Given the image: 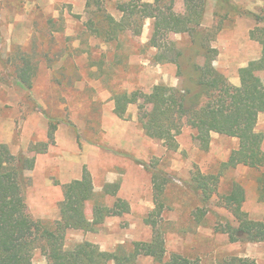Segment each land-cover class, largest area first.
Here are the masks:
<instances>
[{
  "label": "rangeland",
  "instance_id": "1",
  "mask_svg": "<svg viewBox=\"0 0 264 264\" xmlns=\"http://www.w3.org/2000/svg\"><path fill=\"white\" fill-rule=\"evenodd\" d=\"M127 1L0 0V143L16 156L35 157L33 169L20 174L28 212L35 219L58 220L64 181L82 175L86 168L102 203L111 206L121 198L130 211L107 217L95 232L67 230L65 248L90 241L102 250L126 253L133 241L151 239L153 228L146 223L151 220L164 234V259L178 253L199 264H220L224 256L232 255L264 264V242L231 243L215 229L236 225L222 199L235 184L244 190L242 210L250 219H264L261 171L222 165L238 140L212 133L209 147L202 149L194 131L184 126L177 136L178 148L168 149L143 133L136 121L137 105H130L120 117L113 112L112 100L115 92L149 91L156 84L192 87L194 64L203 63L200 43L208 41L217 50L214 67L239 85V68L260 56L261 47L249 32L264 26L252 15L264 0H206L201 26L194 34L168 36L174 50L182 53L179 67L154 61L156 49L147 44L150 19L136 22L138 34L126 30L109 39L95 33L96 28L109 29L106 15L119 20ZM183 1L174 0L175 12H183ZM22 58L32 67L30 91L16 79ZM263 76L259 73L258 80ZM44 142L46 151L35 153L36 144ZM194 168L218 176L216 193L207 205L191 184ZM154 178L163 184L159 212ZM115 183L119 185L115 195L103 194L105 185ZM91 207L89 202V218ZM198 209L204 211L201 222L194 218ZM34 260L46 263L40 248L34 251ZM133 264L161 263L139 256Z\"/></svg>",
  "mask_w": 264,
  "mask_h": 264
},
{
  "label": "trees",
  "instance_id": "2",
  "mask_svg": "<svg viewBox=\"0 0 264 264\" xmlns=\"http://www.w3.org/2000/svg\"><path fill=\"white\" fill-rule=\"evenodd\" d=\"M205 5L206 0H184L183 12L177 13L174 10V0H128L119 20L106 15L109 29L103 32L96 28L94 31L100 35H108L109 39L126 30L138 34L140 27L137 24L150 19L151 34L147 44L156 49L154 61L159 64L171 62L179 67L182 53L174 50L173 42L168 36L170 33L194 34L201 26ZM252 15L258 24L264 23V5L258 13ZM249 35L259 43L261 51L255 62L239 68V85L232 84L214 67L217 50L208 41L200 43L203 63L194 64L192 87L156 84L149 91L136 89L131 92H115L112 96L113 112L122 117L130 105H137L136 121L143 133L162 141L168 149L178 148L177 136L184 126L194 131V138L202 149L209 147L212 133L236 138L237 148L222 165L235 167L241 164L260 170L259 197L264 201V133L255 129L258 115L264 113V76L261 80L257 77L264 72V26H256L250 30ZM22 61L23 65L18 69L16 79L30 91L32 67L28 59L22 58ZM68 124L74 126L71 122ZM47 147L46 142L38 143L35 153L45 152ZM34 162V156L21 158L12 154L6 144L0 143V264H38L34 260L37 248L41 249L45 264H109L111 261L114 264H133L139 256L151 257L161 264H199L198 261L178 253H172L168 259H164V234L151 220H146L153 228L151 239L133 241L131 249L126 253L102 250L90 241H83L70 249L65 248L67 230L95 232L107 217L128 213L130 205L121 198H116L111 206L102 203L96 196L90 172L83 168L79 179L63 185L59 219L53 222L35 219L28 212L20 184L21 171L33 169ZM156 179L154 178V188L157 203L163 184ZM191 184L200 194L202 203L207 205L216 193L218 176L204 174L194 168L191 172ZM118 188L116 183L107 184L102 192L115 195ZM222 199L232 211L236 225L226 223L215 228L216 231L225 233L231 243L264 242V219H250L241 208L243 188L235 184L231 192ZM89 202H92L91 218L86 214ZM161 205L160 202L157 203L158 212ZM203 215L204 211L201 209L194 211V218L199 222ZM220 264L256 263L249 257L226 255Z\"/></svg>",
  "mask_w": 264,
  "mask_h": 264
},
{
  "label": "crops",
  "instance_id": "3",
  "mask_svg": "<svg viewBox=\"0 0 264 264\" xmlns=\"http://www.w3.org/2000/svg\"><path fill=\"white\" fill-rule=\"evenodd\" d=\"M244 66H247V65H244ZM261 116H262L263 124H261ZM256 130L258 132H264V116H263V113L259 114L258 121L256 123ZM61 176L65 178L68 175H67V173H64ZM80 177H81V175H80V172H79L78 175L71 177L70 179L64 181V183H69L71 180L79 179ZM120 195H122V194H120ZM257 196H258V193H257ZM56 216H57V218L60 217L59 212L56 214Z\"/></svg>",
  "mask_w": 264,
  "mask_h": 264
}]
</instances>
